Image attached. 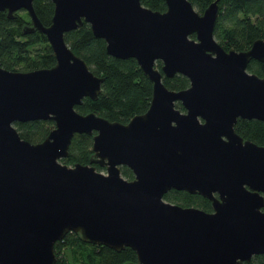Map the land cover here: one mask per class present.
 Returning <instances> with one entry per match:
<instances>
[{
  "label": "water",
  "instance_id": "95a60500",
  "mask_svg": "<svg viewBox=\"0 0 264 264\" xmlns=\"http://www.w3.org/2000/svg\"><path fill=\"white\" fill-rule=\"evenodd\" d=\"M50 1L44 25L33 0H0L8 18L27 12L23 31L43 33L55 58L29 71L0 66V264H55L54 243L68 232L130 247L136 261L125 264H247L264 254V145L234 128L239 118L264 122V78L247 69L264 62V38L224 49L214 38L219 0L202 13L189 0H164L162 12L141 0ZM83 22L152 84L149 107L127 123L75 109L96 100L104 81L64 40ZM175 74L189 86L167 88L162 77ZM34 120L54 122L36 143L14 126ZM76 133L93 136L90 164L60 161ZM172 189L208 199L212 210L166 201Z\"/></svg>",
  "mask_w": 264,
  "mask_h": 264
},
{
  "label": "trees",
  "instance_id": "16d2710c",
  "mask_svg": "<svg viewBox=\"0 0 264 264\" xmlns=\"http://www.w3.org/2000/svg\"><path fill=\"white\" fill-rule=\"evenodd\" d=\"M198 12L214 0H189ZM152 10L165 11L164 0H141ZM34 10L44 25H49L53 14L50 0H33ZM8 18L6 11H0V66L8 70L29 71L48 68L55 58L46 36L35 30L24 32L31 25L25 10L14 13ZM195 35L193 34L192 37ZM264 38V0H219L218 17L214 28V38L228 50L234 48L243 51L250 48L257 38ZM64 40L72 51L85 60L89 69L97 76L104 77L101 91L96 100L82 99L75 109L82 114L94 112L111 121L127 123L134 115L144 113L149 107L152 84L133 58L118 59L105 51V41L93 35L88 23L83 22L77 29L64 33ZM155 67H161L156 61ZM248 71L264 78V62L250 60ZM165 86L172 90H181L189 86V80L175 74L163 76ZM175 106L184 110L180 102ZM21 138L36 143L45 138L53 128L51 120L15 122ZM235 131L244 139L264 145V122L255 119H237ZM92 134H74L69 145V154L60 161L67 165L75 163L90 164L92 157ZM95 165L98 171L105 168ZM121 175L131 180L134 175L126 166L120 167ZM164 199L180 206H193L211 211V202L198 195L181 190H170ZM55 264H125L136 261L135 251L130 247L114 250L104 245L84 242L78 234L68 232L62 240L54 243ZM247 264H264V254L255 255Z\"/></svg>",
  "mask_w": 264,
  "mask_h": 264
},
{
  "label": "rangeland",
  "instance_id": "374dc122",
  "mask_svg": "<svg viewBox=\"0 0 264 264\" xmlns=\"http://www.w3.org/2000/svg\"><path fill=\"white\" fill-rule=\"evenodd\" d=\"M197 10V8H195ZM199 13H202V12H199ZM102 172H105V171H102Z\"/></svg>",
  "mask_w": 264,
  "mask_h": 264
},
{
  "label": "flooded vegetation",
  "instance_id": "af4514ba",
  "mask_svg": "<svg viewBox=\"0 0 264 264\" xmlns=\"http://www.w3.org/2000/svg\"><path fill=\"white\" fill-rule=\"evenodd\" d=\"M218 41V40H217ZM252 60V59H251Z\"/></svg>",
  "mask_w": 264,
  "mask_h": 264
}]
</instances>
